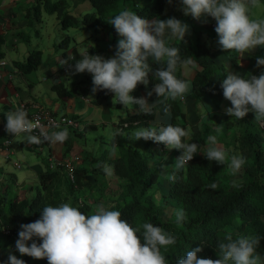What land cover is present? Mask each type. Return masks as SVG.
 <instances>
[{
	"label": "clouds",
	"instance_id": "9594fccd",
	"mask_svg": "<svg viewBox=\"0 0 264 264\" xmlns=\"http://www.w3.org/2000/svg\"><path fill=\"white\" fill-rule=\"evenodd\" d=\"M168 3L172 4L173 0H168ZM178 3L185 16H191L197 21L207 17L215 20V32L222 50L243 53L264 47V19H252V8L264 4V0H178ZM109 23L120 37L111 58L93 55L88 51L82 53L79 59L69 56L64 59L63 66L75 73L91 74L93 93L107 90L114 94L119 104L124 107L137 105L138 110L146 115L153 114L158 101L163 103L182 100L188 90V83L180 79L177 72L196 65L191 58H182L180 49L171 46L169 41L185 40L190 33V25L175 16L166 20L159 17L149 20L129 10L121 11ZM256 59L258 68L264 66V56H257ZM69 61L75 63L70 64ZM152 62L160 66L158 70L153 69ZM150 73L158 83L147 92V97L131 95L138 85L147 88ZM221 87L224 97L231 102V106L225 109L227 115L237 120L244 118L249 112L264 117V70L259 75L250 74L247 77L238 72H229ZM153 93L159 99L150 103L148 98ZM169 108L170 105L165 106L163 111L167 113ZM5 117L3 130L13 138H22L29 144L63 143L70 136L67 128L49 133L39 121L34 122L29 117L22 105ZM76 119L80 124L78 117ZM129 123H120V130ZM92 126L94 125H88L82 130L80 127L72 129L75 135H83L84 130ZM191 136L190 127L186 129L171 123L158 127H140L131 134L135 141L142 138L162 143L169 151L180 150L181 155L176 159L177 169L184 168L201 152L199 144L189 142ZM207 143V151L203 152L206 158L225 164L229 154L218 144L217 137L210 135ZM66 157H71V153ZM245 163L243 155H232L229 167L233 175ZM103 170L108 176L114 173V169L107 164L103 166ZM169 179L175 180V176H170ZM233 184L235 186L236 182L233 181ZM210 187L215 189L217 185L213 183ZM186 220V212L183 209L176 210L175 222L179 225ZM13 231L14 236H7L14 239L16 249L22 256L46 258L48 264H169L161 249H167L177 242L174 234L162 226H154L152 222L143 223L142 228L133 227L128 220L122 218L119 210L101 205L95 214L86 215L78 206L68 202L56 206L46 205L42 208L39 219L21 224L19 232ZM262 238L264 237L241 236L233 239L228 236L225 241L216 245L219 256L216 260L200 257L198 254L205 248L200 244L187 251L178 259L177 264H264V258L257 251ZM0 264H26V261L10 254L7 260H0Z\"/></svg>",
	"mask_w": 264,
	"mask_h": 264
},
{
	"label": "trees",
	"instance_id": "16d2710c",
	"mask_svg": "<svg viewBox=\"0 0 264 264\" xmlns=\"http://www.w3.org/2000/svg\"><path fill=\"white\" fill-rule=\"evenodd\" d=\"M88 1L92 4L93 9L86 12L81 18L74 16L67 10L61 13L62 28L69 30L84 25L93 28L96 34L105 33L110 39L109 48H114L115 51L120 37L109 21L121 11L127 10L128 2H134L137 15L149 20L160 17L164 13L165 4L168 2V0H146L140 5L138 0ZM66 3V0H37L36 2L38 6L43 5L50 14L56 13ZM3 43L4 38L0 36V56H3ZM98 45L100 46V42ZM170 45L180 49L182 58H191L196 63L198 70L193 79L192 95L194 98L200 99L207 93L208 84L216 73L212 55L206 50L196 47L189 35H186L185 40L175 41ZM75 46L76 44L72 47L71 38L68 36L62 38L61 42L59 41V48H74V55L72 56L79 59L81 54ZM96 48L91 51L95 53L102 51L99 47ZM42 57V50L35 49L29 53L25 61L15 62V66L21 71L29 73L39 68L42 64ZM67 58L68 56L65 55V59ZM233 61L235 62L234 57ZM69 63L74 64L75 61H69ZM227 74L226 69L221 66V83ZM177 75L180 79L187 81L182 69L177 72ZM149 80L154 84L158 83L152 74L149 75ZM53 88L60 97H74L77 92L86 96L90 91L80 83L70 89L65 87L64 83L55 84ZM145 88L144 85H138L132 95L141 97ZM113 96L114 94L107 90H98L92 101L99 106L104 101L112 99ZM169 105L172 114L169 123L178 125L180 119L186 118V113L182 110L178 99L175 101L168 100ZM73 116L77 118V115ZM155 118L156 109L151 115H146L139 110L130 113L128 118L122 120L121 125L127 121L130 123L117 133V139L122 136L125 129L150 125V122L154 121ZM135 121L138 123L135 124ZM229 123L227 120L226 127L228 129L232 128ZM208 130L212 131L211 127H208ZM2 136L4 139L13 138L6 131L3 133L0 129V143H2ZM75 136L82 137L83 135L77 133ZM236 141L246 163L243 166L242 181L235 187L231 186V182L228 181L229 161L225 164H219L215 161H209L204 155L200 159L193 158L182 169L175 168L171 171V176L174 175L175 180L170 179V195L187 214L186 222L179 225L175 220L167 218L163 203L157 202L158 189L156 184L160 169L154 166L153 156L157 153L162 154L163 151L154 152L151 149L149 152H144L118 142L119 154L116 158H110L109 150H105L100 156L92 158L90 164L94 168L89 165L95 171L106 175L103 166L107 164L114 169V175L120 180L121 193L109 209L119 210L122 213V218L128 220L133 227L142 228L143 223L152 222L154 226H162L177 237L175 245L161 249L169 264H177L178 259L183 257L187 251L200 246V244L205 248L198 255L202 258L216 260L219 258L216 245L220 241H225L228 236H232L233 239L241 236L264 237V135L260 130L254 128L252 123L248 122L245 127L238 131ZM189 142L199 144L201 151V148L206 144V139L202 135L192 134ZM64 143V156L66 157L72 152L76 140L70 134ZM46 166L48 168H44L39 176L40 187L32 198L20 199L16 197V194L15 200L10 203L9 191L5 188L0 189V230L3 227L11 226L13 230L19 232L21 224L31 223L39 219L41 210L46 205L56 206L65 203V198L58 194V188L55 187L58 179L59 182L63 181L65 187L73 193L74 198L70 202L73 206H78L86 215L95 214L98 209L97 206L92 203L88 204L87 201L83 202L80 195L77 194L78 190L81 191L86 186L84 178L89 173V169H77L76 182H72L62 168L50 169L49 164ZM213 183L217 185L215 189L210 187ZM46 192H48L47 196H45ZM8 202L10 207L7 212ZM4 238L7 240L2 241L0 239V260H7L10 254L16 255L11 247L14 239L5 234ZM257 251L264 258V238L261 239ZM16 256L25 260L26 264H48L46 258L34 259L27 255L25 257Z\"/></svg>",
	"mask_w": 264,
	"mask_h": 264
},
{
	"label": "crops",
	"instance_id": "0c3cea01",
	"mask_svg": "<svg viewBox=\"0 0 264 264\" xmlns=\"http://www.w3.org/2000/svg\"><path fill=\"white\" fill-rule=\"evenodd\" d=\"M53 1V0H52ZM67 3L62 8H60L56 13L52 14L57 15L58 13H62L63 11L67 10L74 16H77L81 18L86 12L91 11L93 9L92 4L90 5L88 0H66ZM140 5L144 3L146 0H138ZM37 0H0V36L4 38V43L2 45V51L3 56H0V129L3 131V125L6 123V117L5 115L9 112L15 111L17 107L24 106L27 112L34 113L38 111L41 107L48 108L52 110L54 113L58 115H77L78 119L80 120L81 127L85 128L88 125H94L95 128L98 127V122L101 121V118H105L106 120L103 123H107L109 119H112L113 111L110 106H114V96L113 99L104 101L101 105L97 106L93 103V101H88V99H93L96 92L92 93L88 92L86 96H83L76 93V96L74 97H60L58 92L54 90L53 86L58 83H64L65 87L68 89L78 86L79 83L82 86H85L91 90L93 83L90 82V75H87L85 79L81 80L82 78L78 77L75 72H70L69 69L66 66H63V62L58 57L56 58V62L61 63L60 68H52L49 69V75L46 77H43L42 81H49L50 77L53 76L52 82L50 83V87L47 91L41 89V87L38 85V82L40 81L37 77V74L32 72H23L17 66H15V62L17 61H25L21 60L16 57H10L8 56V53L6 50H14L17 54L19 52H22L20 49V41L26 40L29 38L30 34H26L30 31V28L27 25H31L29 21L26 22V18H28V15L31 11V9L35 6ZM134 2H128L127 4V10L129 11H136ZM172 16H175L178 19L183 20L184 22L188 23L190 25V33L188 34L194 45L196 47H199L203 50H206L209 52L213 59H214V67L216 69V73L212 76L208 87H207V93L202 96L200 99H196L193 97V79L195 78L197 74V65L195 63V67L189 66L187 69H182V73L187 77V83H188V90L184 96V98L178 99L179 103L182 107V110L186 113V118L183 120L185 123L187 121L192 122L194 120L193 125H188L189 127L192 126V134H199L201 127L207 129L208 127H211L212 123H220V125H224L226 127L227 120H229V124H231L230 129L227 127L225 128L222 126L223 130H220L218 132V136H220V133L223 134V138L227 140V138H233V136H238V131L242 129L241 127H245L248 122L252 123L253 125L258 119L259 115L249 112L244 118L237 120L236 118H232L231 116L227 115L225 112V109L227 107L231 106V102L228 101L224 95H223V89L221 87V78L220 74L221 71H218L221 69V66L226 69L227 73L229 72H238L240 75L247 77L250 74L253 75H259L262 70H264V66L257 67V56H264V47H257L254 50H249L247 52H237L235 50H222L218 44V34L215 32L216 22L213 18L207 17L202 18V20L197 21L193 19L191 16H185L182 11L179 9V3L178 0H173L172 4H169L168 2L165 4L164 13L159 17L162 20H166ZM252 19H264V4H261L259 6H255L252 8ZM61 19H58V24L60 25ZM71 29V28H70ZM75 40L74 43L76 44L75 48L82 49V47H89L93 45H97L102 51H107L104 47V43L108 44V47L110 45V39L107 34H96L94 32L93 28L85 27L84 25L82 28H78L77 31H75ZM29 35V36H27ZM67 36V35H66ZM83 38V39H82ZM81 40V45L80 41ZM175 41H179L178 39L170 40L169 44ZM98 42H100V46L98 45ZM83 43V44H82ZM94 43V44H93ZM82 46V47H81ZM96 48V47H94ZM110 52L112 54H115L114 48H109ZM79 51V50H78ZM43 52V51H42ZM25 53V50H24ZM30 52L26 54V58L28 57ZM80 53V51H79ZM112 54L109 58L112 57ZM72 57V56H71ZM233 57L235 59V62L233 61ZM4 61H6V64H2ZM42 63H43V57H42ZM54 63V64H55ZM42 65V64H41ZM40 65V66H41ZM39 66V67H40ZM151 66L154 70L159 69V65L152 62ZM38 70V69H36ZM152 74V73H150ZM149 74V75H150ZM72 77V78H71ZM70 81L69 84L76 82L72 87L68 86V83L64 80L67 79ZM85 84V85H84ZM155 84L150 80L149 85L147 88H145L142 92V96L147 97V92L151 90ZM58 96V97H56ZM75 97L79 98L81 102L85 103L86 110L89 111L91 109V113L94 112V114L87 119H85V122H81V118L79 117L78 113L76 112V109L78 107V102L76 101ZM150 103L156 102L159 97L153 93V95L148 98ZM162 99V98H161ZM59 100H66L67 103L60 105ZM82 104V103H81ZM121 105V104H119ZM168 106V101H165L163 103L157 102V106L155 109H159V111L156 110V118L154 121H151L150 124H163L159 121L163 119L160 118V115H169L168 119H164V121H167L169 124L170 119L172 118L171 111L165 113L163 111L164 107ZM93 107L97 109L98 111H93ZM134 108L135 111H132L131 113H134L138 110V106L135 105ZM63 109V110H62ZM63 111V112H62ZM69 112H72L69 113ZM90 113V114H91ZM229 117V118H228ZM109 118V119H108ZM228 118V119H227ZM111 121V120H110ZM179 120V126L184 125V122H180ZM262 121V122H261ZM260 127L262 123H264V117L261 120ZM86 125V126H85ZM185 125L183 127H185ZM186 128V127H185ZM63 128L59 127L56 129H51L50 133L57 130H62ZM204 129V130H205ZM212 129V128H211ZM238 130V131H237ZM212 132V131H211ZM8 139V138H7ZM2 136V143H0V185L4 184V181L6 180L4 176L7 174L4 171V168L1 165L2 157H5V159H10L11 156L17 154V149L12 148V138L10 139V145L6 146L5 141ZM190 139V138H189ZM223 140V139H222ZM48 143V142H47ZM51 146H53L52 143H48ZM39 145L40 144H36ZM20 146L22 148H25L28 146V142L26 140H22L20 143ZM165 147V146H164ZM113 152H109L110 158H116L119 154L118 148H115ZM44 148H40V151L43 152ZM81 157L82 154L80 153ZM64 154L62 155V157ZM84 156V155H83ZM45 158V157H44ZM54 160V154L52 153V156L48 159ZM56 158V157H55ZM83 158V157H82ZM85 158V156H84ZM48 159L38 160L35 165L37 176L39 178L40 173L44 170L40 163H42L44 166L47 164ZM49 161V160H48ZM3 172V173H2ZM14 176V180L17 184H23L19 183V179L16 175ZM5 188V187H4Z\"/></svg>",
	"mask_w": 264,
	"mask_h": 264
},
{
	"label": "rangeland",
	"instance_id": "374dc122",
	"mask_svg": "<svg viewBox=\"0 0 264 264\" xmlns=\"http://www.w3.org/2000/svg\"><path fill=\"white\" fill-rule=\"evenodd\" d=\"M57 1V0H53ZM156 1V0H153ZM90 3V2H89ZM91 5V3H90ZM41 10V11H40ZM57 15H53L48 13L43 5L36 4V7H33L28 15V18H26V22L29 21L31 25H27L30 28V31L26 34H30V37L28 39L21 40L19 45L22 52H19L18 54L14 50H6L8 53V56L10 57H16L21 60L26 59V54L28 52H31L35 49H40L43 51V63L38 68V70H35L33 73L37 74V77L39 78L38 85L41 87V89L47 91L50 87V83L52 82V77H50L49 81H42L41 79L43 77L48 76L49 69L54 68H60L61 63L56 62V58L58 57L63 62L66 56H72L74 55L73 45L75 40V31H77L78 27L71 28L69 30H64L60 25L58 24V19H61L62 15L61 12ZM82 28V27H80ZM68 36L71 38L72 41V47L69 49L65 48H59V41H62V38L65 36ZM83 39V38H82ZM80 45H81V40ZM104 47L107 51H100L98 53H95L91 50L97 49L94 47H97V45H93L92 47H82V49H77V51H80V54L84 52H88L90 54H99L104 56L105 58H109L110 55L113 53L110 52L108 44L104 43ZM83 44V43H82ZM94 44V43H93ZM25 50V53H24ZM114 54H112L113 56ZM55 63V64H54ZM53 66V67H52ZM52 67V68H51ZM218 71H221L219 69ZM87 75H90L87 72L79 73L77 74L78 77L85 79ZM72 78V77H71ZM68 83L69 87H72L76 82H73L71 84L70 81L67 79L64 80ZM90 82L93 83L92 78H90ZM85 85V84H84ZM86 86V85H85ZM93 88V85H92ZM92 92V89L89 91ZM132 95V93H131ZM58 97V96H56ZM115 98V97H114ZM76 101L78 102V107L76 109V112L78 113L79 117L81 118V122H85L88 117L92 116L94 114L91 113V109L89 111L86 110L85 103L81 102L79 98L75 97ZM113 99V98H112ZM60 105L67 103L66 100H59ZM149 102H152L149 100ZM82 103V104H81ZM114 106H110L113 111L112 119L107 120V123H103L106 119L101 118V121L98 122L97 128H90L86 129L83 132L82 137L75 136L74 130L68 126H61V128H67L69 133L73 135V137L76 140V144H74V148L71 152V156L76 159V167L77 169H89V173L86 174V177L84 178V183L86 184L85 188L81 191H77V194L80 195V199L84 201H87L88 204L92 203L93 205H96L97 208L101 205H103L106 208H110L111 205H113V201L117 200L120 193H121V183L119 178H117L114 173L112 176L103 175L102 173L95 171L93 166L90 164L92 162V158L96 156H100L102 152L105 150H109V152H113L117 148L116 143H124L126 145L132 146L136 149H139L140 151L149 152L151 149L154 152H157L158 150L163 151L162 154H155L153 156L154 158V166L160 169L158 182L156 184L158 192H157V202L163 203V206L165 207L166 216L170 220H175V212L178 209H182L180 204L171 197L170 195V188L171 183L169 177L171 176V171L176 168V159L181 155L180 150L172 149L168 150L162 143H154L153 141H145L144 139L140 140H134L131 137V134L140 127H158L161 125H167V121H164V119H168L169 115H160V118L163 119L160 120V123L163 124H150V125H144L140 127H135L131 129H125L124 133H122V136L117 139L116 135L118 132H121L120 130V123L122 120H125V118H128L130 116V113L132 111H135L134 108L135 105H129L127 107H124L123 105H119L117 99L114 100ZM93 111H98L93 107ZM63 110V109H62ZM159 111V109H156ZM63 112V111H62ZM72 114V112H69ZM91 113V114H90ZM263 119V117L259 116L258 119H256L254 124V128L260 130L264 135V127H260V121ZM111 120V121H110ZM180 122H183V119H180ZM190 121V120H189ZM187 121L186 123L189 125L194 124V120L192 122ZM262 122V121H261ZM264 124V123H262ZM179 125V124H178ZM182 125L181 127H183ZM225 127V124L222 125ZM220 123H212L211 128L212 132L210 130L205 129L201 127L199 130L201 135L205 137L206 144L201 148V152L199 154H196L194 156L195 159L202 158L205 154L203 152L207 151L208 143L207 138L210 135H214L217 137L218 144L222 146L229 154V164L231 161L232 155H242L238 143L236 141L237 136H233V138H223V134L220 133V136H218V132L220 130H223ZM186 129L189 128V126L185 125ZM184 127V128H185ZM244 127V126H243ZM241 127V128H243ZM191 129H193L192 126H190ZM226 128V127H225ZM205 129V130H204ZM238 131V130H237ZM223 139V140H222ZM22 138H12V148L17 149V154L11 156L10 159H5V157H2L1 165L4 168V171L7 173L4 178L6 179L4 181L3 185H0V189H7L9 191V199L10 203L15 200L16 197L23 199L24 197L32 198L36 193L38 188L40 187V180L37 176V171L35 165L38 160L48 159L52 156V153L54 154V160L62 159V155L65 151V143H56L51 146L47 142L41 143L40 146L36 144H29L25 148H22L20 146V143L22 142ZM40 148H44L43 152L40 151ZM82 154V157L80 155ZM85 158H84V156ZM79 158H78V157ZM45 157V158H44ZM56 157V158H55ZM50 160V159H48ZM47 160V164L49 161ZM17 164H21V167L19 168ZM93 167H90V165ZM40 166L44 168H48L47 166H44L42 163H40ZM95 166V165H94ZM228 176H229V182H231V186L235 187L242 181V176L244 174V168L242 167L238 173L233 175L231 168L228 166ZM3 173V172H2ZM16 175L19 179V183L24 182L23 184H17L14 180V176ZM233 181L236 182V185L234 186ZM55 187L58 188V194L65 198L64 202L70 203L73 201V193L69 191L65 185L63 184V181L59 182V179L55 183ZM48 195V192L45 193V196ZM9 202L6 206V211L9 210ZM11 227V226H10ZM4 228V227H3ZM2 228V229H3ZM3 232V230H2ZM0 230V239L2 241L7 240L4 238V233H2ZM13 252L16 255L22 256L18 250L16 249V244H12ZM26 255H23L25 257Z\"/></svg>",
	"mask_w": 264,
	"mask_h": 264
},
{
	"label": "built area",
	"instance_id": "2783aa9c",
	"mask_svg": "<svg viewBox=\"0 0 264 264\" xmlns=\"http://www.w3.org/2000/svg\"><path fill=\"white\" fill-rule=\"evenodd\" d=\"M3 65L6 64L4 61ZM29 117L35 122L39 121V123L44 127L46 131L50 133L51 129H56L61 126H68L73 129H78L80 127L79 122L76 118L70 115H58L54 113L50 109L40 108L38 111L34 113H29ZM58 126V127H57ZM5 128V127H4ZM10 144V140L5 141V145L8 146ZM78 157V156H77ZM79 158V157H78ZM76 159L71 157H64L59 160H53L50 158V168L55 169L57 167L62 168L66 172V176L72 182H76ZM20 168L21 164H17ZM4 234L14 236L15 232L12 229L4 228ZM18 239V238H17ZM16 239V241H17Z\"/></svg>",
	"mask_w": 264,
	"mask_h": 264
}]
</instances>
